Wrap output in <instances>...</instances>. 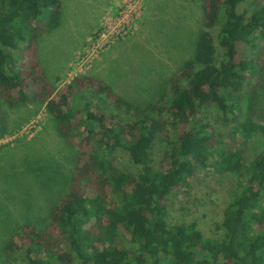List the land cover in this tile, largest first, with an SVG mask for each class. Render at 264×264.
Listing matches in <instances>:
<instances>
[{
	"label": "trees",
	"instance_id": "obj_1",
	"mask_svg": "<svg viewBox=\"0 0 264 264\" xmlns=\"http://www.w3.org/2000/svg\"><path fill=\"white\" fill-rule=\"evenodd\" d=\"M201 9L193 56L140 106L93 75L77 76L54 99L40 43L62 25L61 0H0V140L9 132L3 103H26L33 87L77 149L69 185L45 193L39 221L8 238L9 262L20 252L27 264H264V0H201ZM82 92L73 106L70 96ZM210 108L235 128L196 125ZM119 150L136 174L117 165ZM209 167L236 180L211 237L196 222L172 221L168 208Z\"/></svg>",
	"mask_w": 264,
	"mask_h": 264
},
{
	"label": "rangeland",
	"instance_id": "obj_2",
	"mask_svg": "<svg viewBox=\"0 0 264 264\" xmlns=\"http://www.w3.org/2000/svg\"><path fill=\"white\" fill-rule=\"evenodd\" d=\"M61 2V27L44 35L40 43L41 62L57 89L56 100L74 78L93 75L130 102L146 106L163 94L173 74L193 56L202 30L201 0ZM252 53L247 49L244 55L252 58ZM34 91L28 89L30 100L24 104L2 105L9 132L0 140V264H27L20 252L9 262L3 254L5 244L23 224L39 221L46 210L45 193L66 188L76 163L77 149L60 135L47 106L33 99ZM86 95H71L73 106H81ZM260 114L264 125V100ZM199 123L229 133L238 122L223 126L210 108L199 114L195 124ZM160 149L158 145V164ZM114 158L125 172L139 171L124 151H117ZM235 181L213 168L202 169L189 186L170 197V219L196 222L207 236L216 235L215 225L232 197Z\"/></svg>",
	"mask_w": 264,
	"mask_h": 264
}]
</instances>
